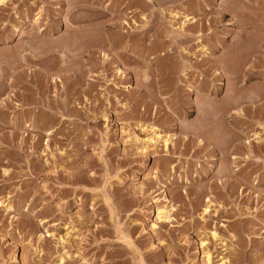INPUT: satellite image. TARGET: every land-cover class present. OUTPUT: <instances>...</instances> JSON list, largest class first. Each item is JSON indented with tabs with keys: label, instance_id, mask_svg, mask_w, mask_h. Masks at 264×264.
Wrapping results in <instances>:
<instances>
[{
	"label": "rangeland",
	"instance_id": "1",
	"mask_svg": "<svg viewBox=\"0 0 264 264\" xmlns=\"http://www.w3.org/2000/svg\"><path fill=\"white\" fill-rule=\"evenodd\" d=\"M0 264H264V0H0Z\"/></svg>",
	"mask_w": 264,
	"mask_h": 264
},
{
	"label": "bare ground",
	"instance_id": "2",
	"mask_svg": "<svg viewBox=\"0 0 264 264\" xmlns=\"http://www.w3.org/2000/svg\"><path fill=\"white\" fill-rule=\"evenodd\" d=\"M263 34V33H262ZM263 36V35H262ZM159 136V135H158Z\"/></svg>",
	"mask_w": 264,
	"mask_h": 264
}]
</instances>
